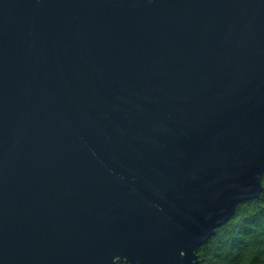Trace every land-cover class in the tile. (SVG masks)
<instances>
[{
  "label": "water",
  "instance_id": "1",
  "mask_svg": "<svg viewBox=\"0 0 264 264\" xmlns=\"http://www.w3.org/2000/svg\"><path fill=\"white\" fill-rule=\"evenodd\" d=\"M264 176V0H0V264H199Z\"/></svg>",
  "mask_w": 264,
  "mask_h": 264
},
{
  "label": "trees",
  "instance_id": "2",
  "mask_svg": "<svg viewBox=\"0 0 264 264\" xmlns=\"http://www.w3.org/2000/svg\"><path fill=\"white\" fill-rule=\"evenodd\" d=\"M262 183L260 196L240 203L199 248V264H264V176Z\"/></svg>",
  "mask_w": 264,
  "mask_h": 264
}]
</instances>
